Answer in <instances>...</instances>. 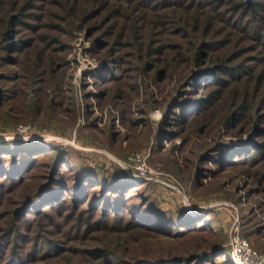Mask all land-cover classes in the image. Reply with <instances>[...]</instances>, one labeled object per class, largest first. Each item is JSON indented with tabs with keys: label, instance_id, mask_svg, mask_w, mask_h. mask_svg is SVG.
<instances>
[{
	"label": "rangeland",
	"instance_id": "1",
	"mask_svg": "<svg viewBox=\"0 0 264 264\" xmlns=\"http://www.w3.org/2000/svg\"><path fill=\"white\" fill-rule=\"evenodd\" d=\"M242 1L0 0V264H232L235 233L264 253V22ZM221 61L249 74L204 105Z\"/></svg>",
	"mask_w": 264,
	"mask_h": 264
},
{
	"label": "trees",
	"instance_id": "2",
	"mask_svg": "<svg viewBox=\"0 0 264 264\" xmlns=\"http://www.w3.org/2000/svg\"><path fill=\"white\" fill-rule=\"evenodd\" d=\"M217 1V0H216ZM219 1V0H218ZM229 2L230 4V10L231 12L234 11V13L238 12L240 13L241 10H244L243 8H246L245 3H243L242 0H221V3L223 4L224 2ZM233 1V2H231ZM253 4L251 5L250 8L246 9L247 15H250V17L254 20H259L260 22H264V18H262L260 12H264V1L263 2H259V1H255L253 0L252 2ZM220 15V14H219ZM218 15V16H219ZM194 25H200L201 22H199V20H197V18L194 19ZM242 25L239 26V29H241ZM247 32V31H244ZM247 34V33H246ZM28 40H20L21 44L24 43H28ZM214 44V43H213ZM20 44H18L19 46ZM229 62L226 61H221L219 63V65H217V70L215 71V73L209 75L207 82L209 85H214L215 88L211 89L210 92L205 96V99L203 100L204 105H211L214 104L217 100H219L221 98L222 92L225 88L229 87L233 82L240 80L243 76L247 77V75L249 74V71L246 70V67H244L241 64L236 63L235 65H231L228 64ZM259 82H262V80L259 78ZM235 95V94H234ZM249 96H247L246 94L242 95V98L240 100H236L234 101L235 104V108L237 109V113L242 114L244 112H246L247 110H249L251 102L248 99ZM11 151L9 149H7V146L5 148V146L3 145L2 147H0V155H6V154H10ZM13 153V152H12ZM87 175V176H86ZM86 175H84L87 180L91 179V175L90 173H86ZM90 177H89V176ZM84 176H82L84 178ZM81 176H79L80 178ZM81 177V178H82ZM94 179V178H93ZM106 180H99V182H97L95 185H97L99 187V190L101 191V193L105 192V193H112V195H114L116 193V195L112 198L113 204L117 203L116 199H119L120 194H122L121 192H119L122 189V186L125 185V181L124 180H110L108 178H105ZM107 182V183H106ZM79 188H82L81 186ZM78 192L79 196L80 194H84V192L86 191H82L80 193V191H76ZM87 194H90L89 191L86 192ZM100 193V192H99ZM106 204V203H105ZM148 208L146 209L147 212L144 214H147L150 216V223L147 222H143L146 226H148L149 228L153 229V230H157V231H170V228L168 227L169 225H174L172 224L173 221L170 217H167L164 214H161L160 211H158L155 207L153 206H147ZM189 222L186 223H181L180 226L185 225ZM169 229V230H168ZM207 257V256H206ZM206 257L204 256V258L206 259ZM186 258H181V257H175L173 260V264H187V262H185ZM230 260V257H229ZM209 263L208 260H205ZM158 262V260H157ZM212 264V261H210ZM150 263H154V261H150ZM160 264V263H159ZM169 264V263H167ZM192 264V261H191ZM204 264V263H203Z\"/></svg>",
	"mask_w": 264,
	"mask_h": 264
},
{
	"label": "built area",
	"instance_id": "3",
	"mask_svg": "<svg viewBox=\"0 0 264 264\" xmlns=\"http://www.w3.org/2000/svg\"><path fill=\"white\" fill-rule=\"evenodd\" d=\"M229 251L232 264H264V253L252 249L247 239L237 233L231 238Z\"/></svg>",
	"mask_w": 264,
	"mask_h": 264
}]
</instances>
